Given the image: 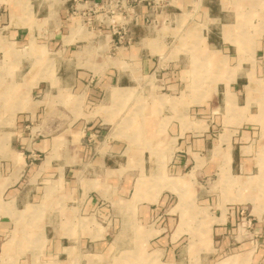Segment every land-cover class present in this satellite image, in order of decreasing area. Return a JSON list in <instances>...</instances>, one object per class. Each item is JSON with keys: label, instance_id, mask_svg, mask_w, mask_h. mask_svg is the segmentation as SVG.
<instances>
[{"label": "crops", "instance_id": "crops-1", "mask_svg": "<svg viewBox=\"0 0 264 264\" xmlns=\"http://www.w3.org/2000/svg\"><path fill=\"white\" fill-rule=\"evenodd\" d=\"M259 1L218 0L219 13L213 16L215 1L174 0L176 6L158 16L176 20L196 5L218 23L221 16H229L223 25L234 26L244 22L235 10L241 15L264 10V0ZM140 11L142 17L146 9ZM257 19L263 28L255 37L254 64L237 52L241 44L206 30L196 48L197 64H186L188 50L182 49L175 59L179 64L166 65L160 73L166 92L153 98L146 94L148 84L136 77L159 73L156 43L167 37L152 33L142 18L139 25H131L132 41L119 46L98 21L88 30L70 13L66 0H0V160L9 172L6 179L15 184L8 192L16 204L9 220L0 218V235L10 236L6 252L14 249L16 264H24L20 251L26 249L19 220L40 215L38 194L22 199L20 191L24 183L34 185L40 177L47 181L51 203L70 195L71 209L93 223L80 225L79 236L69 245L71 236L46 235L45 225L28 230L33 241L44 240L30 251V263L40 256L49 264H69L79 256L87 264L84 252L89 247L115 252L145 248L162 264H264V203L251 206L256 240L244 239L236 228L242 202L254 200L250 192L259 184L247 183L259 171V158L250 153L259 149L253 146L255 125L264 121L258 118L259 100L264 99L253 100L248 90L249 73L264 75V13ZM202 58H207L204 74L213 76L208 87L213 93L222 89L218 98L188 92L195 84L186 73H195ZM221 60L227 78L217 82L216 63ZM123 62L128 68L121 67ZM256 83V90L264 89ZM137 89L145 91L140 95ZM75 101L78 116H73ZM252 103L258 105L256 113H250ZM99 104L100 110L92 114ZM123 104L130 115L124 128L111 126L106 132L109 119H122L117 113ZM199 107L205 112L201 119L195 118ZM108 108L113 110L110 116ZM63 115L66 126L59 121ZM237 120L240 125L232 124ZM27 168L32 174L23 182ZM232 184L240 193L239 207L233 204L238 198L230 192ZM52 212L49 208L48 215ZM192 233L195 240L189 242ZM142 257L146 259L138 253L136 261L128 262L140 264Z\"/></svg>", "mask_w": 264, "mask_h": 264}, {"label": "rangeland", "instance_id": "rangeland-1", "mask_svg": "<svg viewBox=\"0 0 264 264\" xmlns=\"http://www.w3.org/2000/svg\"><path fill=\"white\" fill-rule=\"evenodd\" d=\"M194 1V0H193ZM216 2L215 7H211L210 14L215 16L219 13V5H218V0H214ZM213 0H210L211 4L214 2ZM223 2V0H221ZM237 12V19L238 20H243L242 24L238 22V24H235L234 26L231 25H223L225 20L229 19V16H221V21L218 23V21L209 19L207 16V12L205 9L197 8L195 5V10H189L185 9L186 14L184 13L180 18L174 20L172 19L171 21L166 20L165 17L158 16V22H155L153 25H150V31L154 34H157L158 36H166L167 41H157L156 44H158L159 49L157 54L155 55V60L156 64L158 65V70L159 73L157 72L154 75H151L149 77H139V74H137L136 80L145 82L147 85L146 87V94L148 95L151 93L153 98L155 95L162 94L163 92H166L163 90L161 87L163 86L160 81H161V74L163 71V68L166 65H175L179 64L175 59L181 52H183L182 49H187L188 50V56L186 59H189L185 63L188 64L190 67L193 64L194 66L197 64V59L195 58V55L197 53V45L198 43H201V34H205L206 30H210L214 34L220 36V33L222 32V37L225 41L227 42H232L233 44H241L242 48L238 49L237 52L239 54L243 55V59L248 62V64H254L255 56L254 52L258 48V43L256 44L255 42V37L258 36L259 33H261L263 25L262 23H258L257 21L259 19L257 18H262V15L264 13V10H249L248 12H243V14H240V10H235ZM188 12V13H187ZM241 15V16H240ZM211 16V17H213ZM222 23V24H221ZM81 24H77V27H79ZM73 23V27H75ZM222 28V29H221ZM78 31L79 28H76ZM81 31V30H79ZM254 38V39H253ZM235 47H233L232 51L234 53ZM186 52V51H185ZM236 58L233 57L232 60L234 61ZM122 60V59H121ZM181 62V61H180ZM224 63L222 60L217 61L216 63V75H215V80L218 82L220 80H225L227 78V73L225 72L224 68ZM199 64V69H195V73H186L188 76H191L189 81L192 82V85L195 84V88L191 86L189 88L188 86V92H195V93H204L205 95L211 96L212 98H218V93L222 91V89H218L215 93H213V88L211 86L208 87L209 80L210 79V84H212V79L211 76L212 74H204L205 71V66L207 64V58L203 59L198 62ZM122 68H128V65L126 63H121ZM231 74L228 73V77L231 76ZM174 77L176 75H173ZM206 76V77H205ZM248 76L252 78L250 80V86L251 88L248 89L249 93H251L250 96H252L256 100V97H262L264 99V89H259L256 90L257 88V83L256 79L258 82L262 83L264 85V75L261 76H255L254 73H249ZM194 77V78H193ZM192 78V79H191ZM213 78V76H212ZM194 79V80H193ZM194 82V83H193ZM151 85V89L149 88ZM264 88V86H263ZM195 89V90H194ZM194 90V91H192ZM140 89H137V92L141 94ZM143 90L142 92H144ZM187 92V93H188ZM145 94V95H146ZM220 98V97H219ZM196 102H199L200 99L195 100ZM264 101V100H263ZM259 100V117L258 118H264V102ZM62 104V103H61ZM95 105V104H94ZM99 104L96 108L92 110V114L96 113V110H100ZM103 105V104H102ZM74 106H76V110L73 111V116H78L79 115V109L80 105L79 102L75 101ZM127 105H122L120 106L121 111L117 113L118 117L122 118L119 122H113L110 119L107 121L109 125H105V131L109 132L111 129V126L113 127H119L121 129L124 128V124L127 123V119H129V112L127 108H125ZM230 106L233 107V104L230 103ZM62 108V107H61ZM99 108V109H98ZM200 109L195 113V118L201 119L204 115L205 112L203 111L204 108L199 107ZM78 109V111H77ZM250 113H256L258 110V105L256 103H252L249 106ZM112 108H108L105 113L109 116L112 115ZM128 112V113H127ZM100 113V112H99ZM221 110V114H222ZM64 114V113H63ZM65 115L69 116V113L65 111ZM123 117H125L123 119ZM67 118V117H66ZM41 120V119H40ZM61 123H64L66 126L67 121H65V116L63 115L61 117V120H59ZM137 121V118H136ZM135 121V122H136ZM134 122V121H133ZM37 123H40L37 122ZM115 124H118L117 126ZM232 124L234 125H240L239 120L237 121H232ZM260 125H255L256 127V136L254 138L253 146L258 147L259 149L250 153V157H257L259 158L258 164H259V171L258 174L255 176H251L250 180L248 179L247 183L250 185L253 180L258 182L259 184L254 186V189L251 190L250 192L251 196H253L254 200H249L246 201L244 204L242 202V207L239 209L238 214V219L236 221V228H239L241 230V236L246 239V240H256L259 236V233L255 229V220L256 217L251 213V206L253 204H262L264 203V135L262 134L264 132V121H261L259 123ZM63 126V125H62ZM215 132H219V128H216ZM1 136V134H0ZM262 149V150H261ZM261 150V152H259ZM259 153H258V152ZM2 152L0 151V155ZM41 156L39 157L38 155L35 156V161H39ZM3 164V165H1ZM5 163L3 160H0V218H5V220H9V214H11L12 209L15 208V200L13 202H10L9 198V188L15 187V184L12 185L10 184L11 180H7V170L4 169ZM256 173V172H255ZM254 173V174H255ZM32 172L28 171V168L24 170L22 179L23 182H27L29 177L31 176ZM45 178H38L36 183L34 185H31L30 183H24L22 185V189L20 191V197L22 199H26L28 197H31L33 194H38L40 201L36 202L39 203L36 208L40 212L39 217H26L22 218V220H19L20 224L22 225L24 229L23 238L20 240L22 242V246L25 247L26 249L21 250L20 252L24 255L22 258L24 260V264H49L47 260L44 258L40 259L36 258L34 259V263H30V257H31V250L33 248H40L44 244V240L36 238L33 241V237H30L29 233L27 232L28 230H33L36 228H42L45 225V234L48 235H54L57 234L58 236H63V237H70L69 241L67 244H73L71 242L72 240L76 239L77 236H79L78 230L79 226H90L93 221L90 220V218H84L80 219L78 215V211L76 209H71V199L72 196L65 197L66 200L62 201L57 200L56 203L54 204L53 202L49 200L51 194L49 191L47 181H43ZM205 189L208 188V184H203ZM37 187V188H36ZM216 188V192H218ZM230 192L232 195L237 196L238 199L233 200V204L238 205L240 204L239 201V190L238 187L235 186V184H232V186L229 188ZM59 190V189H58ZM57 190V192H58ZM60 192V191H59ZM58 192V193H59ZM50 194V195H49ZM25 201V200H24ZM69 201V202H68ZM19 206L22 205L21 203L18 204ZM22 208V206H20ZM55 209V212H52V215H48V209ZM67 210V211H66ZM13 214V213H12ZM14 218V217H13ZM15 220H17V217L15 216ZM89 219V220H87ZM92 219V218H91ZM87 220V221H86ZM9 224L13 225V222L9 221ZM19 224V223H18ZM106 225V224H103ZM39 226V227H38ZM181 226V225H180ZM195 228V223L193 225ZM72 229L71 233L68 231H64L65 229ZM49 230V231H48ZM26 231V232H25ZM195 233L190 234L189 236V242H192L195 240ZM194 238V239H193ZM10 239V236H4L3 234L0 235V264H16L15 259L17 257L16 252H14V249L9 250L8 253L6 252L8 250V247L10 243L6 242ZM110 240V239H109ZM187 238L183 239V242H186ZM13 247V244H12ZM3 253V254H2ZM87 253V264H130L128 261L130 260L131 262L136 261L134 259L135 256H137L138 253H141L145 256L147 261L150 260L152 264H162L160 263L158 256L154 254H150V250H145V248H137V249H121L117 250L116 252L112 250L111 248H103L99 250H94L93 248H87V251L84 252V254ZM19 254V253H18ZM35 254V253H34ZM6 257H5V256ZM153 257V258H151ZM80 257L76 256L74 257V260L72 259V262L69 264H86L84 261L80 262ZM144 257L141 258L140 264H144L146 262V259L143 260ZM154 260V261H153ZM18 261V260H17ZM140 261V260H139ZM144 261V262H143ZM162 262V261H161ZM65 264V263H62ZM138 264V262H137ZM149 264V263H148ZM168 264V263H167Z\"/></svg>", "mask_w": 264, "mask_h": 264}, {"label": "built area", "instance_id": "built-area-1", "mask_svg": "<svg viewBox=\"0 0 264 264\" xmlns=\"http://www.w3.org/2000/svg\"><path fill=\"white\" fill-rule=\"evenodd\" d=\"M70 13L80 18L88 30L98 21L101 28L115 39L119 46L128 45L133 39L131 25H153L158 22V15L167 8L175 7L174 0H66ZM141 8L146 12L142 14ZM97 15V16H96ZM166 20V19H165Z\"/></svg>", "mask_w": 264, "mask_h": 264}, {"label": "bare ground", "instance_id": "bare-ground-1", "mask_svg": "<svg viewBox=\"0 0 264 264\" xmlns=\"http://www.w3.org/2000/svg\"><path fill=\"white\" fill-rule=\"evenodd\" d=\"M252 4H255V3H262V1L260 2L259 0H249ZM249 78H250V80H252V78L249 76ZM249 80V81H250ZM251 88V86L249 85V89ZM227 97V96H226ZM227 100H228V98H227ZM228 102H229V100H228ZM138 187V186H137ZM3 254V253H2ZM5 256V255H4ZM6 257V256H5Z\"/></svg>", "mask_w": 264, "mask_h": 264}]
</instances>
